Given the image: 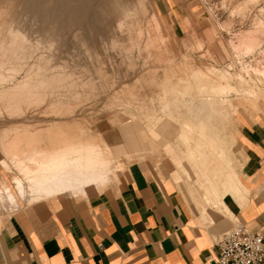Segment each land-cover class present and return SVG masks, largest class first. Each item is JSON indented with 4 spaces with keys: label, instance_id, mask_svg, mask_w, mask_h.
I'll list each match as a JSON object with an SVG mask.
<instances>
[{
    "label": "rangeland",
    "instance_id": "374dc122",
    "mask_svg": "<svg viewBox=\"0 0 264 264\" xmlns=\"http://www.w3.org/2000/svg\"><path fill=\"white\" fill-rule=\"evenodd\" d=\"M263 75L264 0H0V189L19 200L12 180L32 183L35 147L92 145L110 165L92 185L106 188L91 191L115 188L139 163L172 175L200 213L190 161L204 185L239 174V117L264 116ZM212 87L224 94L215 109L204 103ZM188 118L196 135L181 130Z\"/></svg>",
    "mask_w": 264,
    "mask_h": 264
},
{
    "label": "crops",
    "instance_id": "0c3cea01",
    "mask_svg": "<svg viewBox=\"0 0 264 264\" xmlns=\"http://www.w3.org/2000/svg\"><path fill=\"white\" fill-rule=\"evenodd\" d=\"M237 131L239 174L194 186L200 213L172 175L132 163L115 188L19 199L0 212V264H214L216 239L234 224L264 232V116L241 114Z\"/></svg>",
    "mask_w": 264,
    "mask_h": 264
},
{
    "label": "bare ground",
    "instance_id": "6f19581e",
    "mask_svg": "<svg viewBox=\"0 0 264 264\" xmlns=\"http://www.w3.org/2000/svg\"><path fill=\"white\" fill-rule=\"evenodd\" d=\"M233 64V63H232ZM234 68V67H233ZM219 70V69H218ZM222 70V69H221ZM220 70V71H221ZM263 71L262 70H259V72ZM222 72V71H221ZM220 72V73H221ZM241 73V71H240ZM224 74V73H223ZM222 74V75H223ZM226 74H228V72H226ZM242 75L244 73H241ZM225 76V75H224ZM224 76H222L224 78ZM241 76V75H239ZM245 76V75H244ZM243 76V77H244ZM262 76V75H261ZM220 77V78H222ZM248 77V76H247ZM264 77V75H263ZM227 78V77H226ZM242 78V77H240ZM246 78V76H245ZM239 79V77H238ZM248 78H246L247 80ZM220 80V79H219ZM224 80V79H223ZM243 81V80H242ZM182 82V81H181ZM210 82V81H209ZM188 85V84H187ZM207 85V84H206ZM222 85V84H221ZM208 86V85H207ZM231 86V85H230ZM200 87V85H199ZM205 87V86H204ZM229 87V86H227ZM226 87V89H227ZM208 89V87H206ZM223 89V87H221ZM225 88V86H224ZM234 88V87H232ZM196 89V88H195ZM205 89V88H204ZM206 90V89H205ZM229 91V89H227ZM231 90V89H230ZM200 91H201V88H200ZM203 91V89H202ZM208 91V95H209V99L204 98V102L205 104H208V105H211L212 106V103L211 101H215L216 102V99L213 100L212 98H216L217 97V101H218V98L220 99L221 98V95L220 93L222 92V90L220 88H216V87H212L210 88ZM226 91V90H225ZM227 94V92H225ZM195 91H193L194 93ZM199 93V94H198ZM198 97L200 95V92L198 90ZM231 93V92H230ZM196 94V93H195ZM203 94V93H202ZM201 94V95H202ZM223 94V92L221 93ZM205 95V94H204ZM220 95V96H219ZM224 96V94H223ZM222 96V97H223ZM186 98V97H185ZM199 99V98H198ZM194 100V99H193ZM192 100V101H193ZM202 101V99H200ZM222 100V98H221ZM224 100V99H223ZM163 101V100H162ZM191 101V103H192ZM225 101V100H224ZM228 101V100H227ZM195 102H198V101H195ZM223 102V101H222ZM222 102H219L222 104ZM184 103V102H183ZM187 103V102H186ZM200 103V102H199ZM189 104V103H188ZM196 104V103H194ZM224 104V102H223ZM222 104V105H223ZM227 104V102H226ZM181 104H179L180 106ZM214 105V104H213ZM225 105V104H224ZM183 106V105H181ZM180 106V107H181ZM168 107V106H167ZM167 107H165L167 109ZM184 107V106H183ZM210 107V106H209ZM213 107V106H212ZM215 107V106H214ZM213 107V108H214ZM217 107V105H216ZM221 107V106H220ZM164 108V109H165ZM188 109V106H185L183 109ZM211 108V107H210ZM223 108V107H222ZM165 109V110H166ZM180 109V108H179ZM182 109V110H183ZM190 109V108H189ZM193 110V103H192V108ZM190 109V111H192ZM215 109V108H214ZM213 109V110H214ZM199 110V109H198ZM209 110V109H208ZM207 110V111H208ZM212 110V109H211ZM218 110V109H217ZM180 111V110H179ZM178 111V112H179ZM204 111V110H203ZM206 111V109H205ZM206 111V112H207ZM216 112V110H214ZM164 112V111H163ZM187 112V111H186ZM200 112V111H199ZM215 112L213 114V112H211L213 115H215ZM218 112V111H217ZM188 113H190L188 111ZM187 113V115H188ZM210 113V112H209ZM219 113V112H218ZM217 113V114H218ZM164 114V113H163ZM191 114V113H190ZM197 114V117L195 118L196 121H197V118L199 119L198 117V112L196 113ZM202 114V112H201ZM211 114V115H212ZM186 115V116H187ZM195 115V113L193 114ZM211 115H207L206 114V120L208 121H211V117L212 118H215V116H211ZM178 116V115H177ZM185 116V117H186ZM202 116V115H201ZM218 117V116H217ZM160 118V117H159ZM166 119V118H165ZM182 120V118H180ZM186 119V118H185ZM193 118H190V120L192 121ZM216 119V118H215ZM189 118H188V122L190 121ZM205 119H203L204 121ZM161 121V120H160ZM195 121V120H194ZM192 121V122H194ZM199 121V120H198ZM206 121V122H208ZM215 121L217 120H214V123ZM156 122V121H155ZM165 122V121H164ZM186 122L184 127L181 128V130H187L186 132H188V130L190 132H192V130L194 129V131L196 130L195 127H193V124L195 123H192V122ZM161 123V122H160ZM211 123V122H210ZM148 124V123H147ZM177 124V123H176ZM196 124V123H195ZM212 124V123H211ZM210 124V125H211ZM169 125V124H168ZM184 125V124H183ZM201 124H199L198 126H200ZM209 125V124H208ZM137 126V125H136ZM163 126V124H162ZM177 126V125H176ZM196 126V125H195ZM196 126V127H198ZM148 127V126H147ZM171 127V126H170ZM178 128L180 126H177ZM176 127V128H177ZM200 127H202L204 129V125H201ZM213 127V126H212ZM131 128V127H130ZM146 128V127H145ZM184 128V129H183ZM201 128V129H202ZM144 129V128H143ZM155 129V128H154ZM161 129V128H160ZM180 129V128H179ZM179 129L177 131H179ZM213 129H215L213 127ZM166 130V129H165ZM205 131V130H204ZM208 131V130H207ZM206 131V132H207ZM212 131V130H211ZM210 131V132H211ZM164 132V131H162ZM176 132V131H175ZM198 132V131H197ZM197 132L195 131V133H193V135H196ZM133 133V132H132ZM209 133V132H208ZM207 133V134H208ZM213 133V132H212ZM126 134V132H125ZM129 134V133H128ZM216 134V132H215ZM127 135V134H126ZM130 135V134H129ZM138 135V133H137ZM136 135V136H137ZM201 135V134H199ZM214 135V133L212 134ZM211 135V136H212ZM217 135V134H216ZM215 136V135H214ZM131 137V136H130ZM139 137V136H138ZM181 137V136H180ZM183 137V136H182ZM132 138V137H131ZM133 139V138H132ZM138 139V138H137ZM136 139V140H137ZM185 139V138H184ZM135 140V141H136ZM196 140V139H195ZM133 141V140H132ZM186 141V140H185ZM97 142V141H96ZM184 142V141H183ZM189 142V141H188ZM196 145H199L197 144L196 142H194ZM192 144V143H191ZM137 144H134L133 146L132 145H129L130 147L134 148ZM187 145V144H186ZM208 145V144H207ZM190 146V145H189ZM209 146V145H208ZM130 147H128L129 149H131ZM187 147V146H186ZM36 148V147H35ZM34 150L32 149L31 151L29 152H32V154L30 155L29 152V157L28 159L30 160V163H32L33 165H35L36 167V170H31L30 168H28L30 170L29 173H31V180L32 183H30V185H26V181H23V179L21 180L20 178H17V179H14L12 180L13 182V185L15 187V190L17 191L18 195H19V199L20 200H23V201H26L28 203H33L34 201L37 202V200L41 201V200H47L48 198H50L51 196H54L55 194H58V193H69V192H72V193H82L86 191V189L90 186H92L93 184L95 185L96 183H98L99 181H101L102 179H99L97 178V176L95 177V174L96 173H102L105 168H106V164L107 165H110L108 164V161L106 160H103V158H101V154L103 153H99V154H96L95 152L98 150L97 147L95 146H92V145H88V146H83V147H79V148H76L74 146H68L66 148H61V149H55L53 151H38L37 148ZM100 149V147H98ZM192 148V147H191ZM184 150V149H183ZM186 150H184L185 152ZM188 151V150H187ZM100 152V151H98ZM183 152V153H184ZM190 152V153H189ZM189 154L193 157L192 159L194 160L195 158V161H196V157L198 158L202 152L200 149H195V151H192V150H189ZM22 153V152H21ZM25 153V152H24ZM115 153V152H113ZM187 153V154H188ZM184 155V154H183ZM195 155H199V156H196L194 157ZM108 156V155H107ZM114 156V155H113ZM187 155H185L186 157ZM190 156V158H191ZM214 156V155H213ZM26 157V156H25ZM215 157V156H214ZM20 159L22 160L21 156H20ZM24 160V159H23ZM22 160V161H23ZM27 160V159H26ZM25 160V161H26ZM28 160V161H29ZM189 160V158L187 159ZM191 160V159H190ZM200 160V159H199ZM114 163V162H112ZM194 163V162H193ZM191 161H190V164H193ZM196 163V162H195ZM189 164V165H190ZM198 165V164H197ZM191 166V165H190ZM218 166V165H217ZM31 167V166H30ZM110 166H108L109 168ZM115 167V166H114ZM198 166H191V168L193 169V171H195V176L197 177L198 181L200 184L203 183V175L200 173V171H198ZM115 169V168H114ZM221 169V168H220ZM116 171V170H115ZM28 172V171H27ZM114 172V170H112V173ZM217 172V171H216ZM111 173V172H110ZM115 174V172H114ZM100 175V174H99ZM98 175V176H99ZM208 176V175H207ZM28 177V176H27ZM26 177V178H27ZM30 177V176H29ZM115 177V176H114ZM218 177V175H217ZM97 178V179H96ZM108 178V177H107ZM106 178V179H107ZM207 178V177H206ZM105 180V179H104ZM103 181V180H102ZM101 181V182H102ZM100 182V184H101ZM197 182V181H196ZM34 183V184H33ZM190 183V182H189ZM198 184V182L196 183ZM198 184V185H200ZM99 185V184H98ZM106 185V184H105ZM194 185V184H193ZM204 185V184H202ZM102 186V185H101ZM195 186V185H194ZM200 187V186H198ZM215 187V186H214ZM102 188V187H101ZM210 188V187H209ZM202 189V188H201ZM200 189V190H201ZM204 189V188H203ZM202 189V190H203ZM220 189V188H219ZM199 190V191H200ZM221 190V189H220ZM0 211L2 212H9L10 211H13V210H16L18 207H19V200L17 199L15 193H13L11 187H6L5 189H0ZM214 193V192H213ZM202 194V193H201ZM193 195V194H192ZM213 195V194H212ZM58 196V195H56ZM52 198V197H51ZM217 200V199H216ZM193 201V200H192ZM215 206V205H214ZM13 213V212H12Z\"/></svg>",
    "mask_w": 264,
    "mask_h": 264
},
{
    "label": "built area",
    "instance_id": "2783aa9c",
    "mask_svg": "<svg viewBox=\"0 0 264 264\" xmlns=\"http://www.w3.org/2000/svg\"><path fill=\"white\" fill-rule=\"evenodd\" d=\"M214 264H264V232L236 223L215 242Z\"/></svg>",
    "mask_w": 264,
    "mask_h": 264
}]
</instances>
